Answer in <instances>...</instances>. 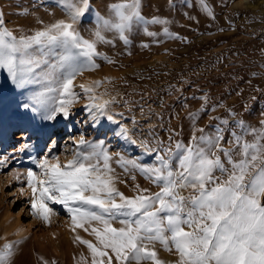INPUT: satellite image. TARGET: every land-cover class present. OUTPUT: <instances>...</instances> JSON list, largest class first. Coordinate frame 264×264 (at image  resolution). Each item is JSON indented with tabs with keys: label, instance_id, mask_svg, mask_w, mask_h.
<instances>
[{
	"label": "rangeland",
	"instance_id": "rangeland-1",
	"mask_svg": "<svg viewBox=\"0 0 264 264\" xmlns=\"http://www.w3.org/2000/svg\"><path fill=\"white\" fill-rule=\"evenodd\" d=\"M115 2L118 0H90V11L77 25L85 39H94L95 13L107 16L106 6ZM203 5L201 0H141V15L146 21L158 18L168 23L134 26L128 33V45L114 32H105V39L111 43H97L100 55L94 61L98 67L75 77L78 99L68 119L58 114L53 121L43 120L42 110L36 111L37 105L30 100L42 86L15 84L0 68V249L12 245L9 264H92V252L77 237L100 247L91 229H102L103 225L93 221L83 228L75 226L62 204L47 202L52 209L47 221L38 213L34 215L27 176L29 170L37 178L41 175L34 160L56 155L63 165L76 152L91 151L88 143L103 141L111 157L114 186L125 196L134 197L139 192L135 185L147 189L145 194L160 189L130 165L125 171L120 157L151 165L169 145L172 151L176 142L188 145L193 134L201 135L199 129L211 135L217 126L226 127L222 147L228 148L231 132H240L237 121L257 129L262 126L264 0H203ZM0 12L4 27L17 38L66 19L59 0H0ZM165 27L172 37L164 34ZM145 28L155 37L148 36ZM80 85L92 91L86 94ZM89 97L99 105L107 102L103 116L93 119L96 110H89L93 103ZM108 115L114 120L109 121ZM71 118L75 125L66 133L64 125ZM224 119L228 125H219ZM121 128L127 130V140L117 135ZM20 131L29 134L30 147L23 148L24 140L18 139ZM245 138L253 139L251 135ZM81 139L87 143L81 145ZM145 143L153 151L149 152ZM35 196L39 198V191ZM112 226L121 227L116 222ZM149 247H154L161 264H177L175 249L166 251L159 243Z\"/></svg>",
	"mask_w": 264,
	"mask_h": 264
},
{
	"label": "snow or ice",
	"instance_id": "snow-or-ice-1",
	"mask_svg": "<svg viewBox=\"0 0 264 264\" xmlns=\"http://www.w3.org/2000/svg\"><path fill=\"white\" fill-rule=\"evenodd\" d=\"M59 4L66 19L19 38L4 27L0 12V68L15 84L42 86L30 100L37 105L36 111L42 110L45 121L55 120L58 114L69 118L70 108L78 99L75 77L98 67L94 61L100 55L97 43H111L105 39V32H114L128 45V33L134 26L168 23L158 18L146 21L141 15V0H118L106 6L107 16L95 13L94 39L88 40L77 25L90 11V0H59ZM203 6L211 15L207 5ZM145 32L156 35L146 28ZM164 34L172 37L167 27ZM103 59L112 63L108 57ZM80 88L86 94L92 91L84 85ZM89 99L93 100L89 110H96L93 119L103 116L107 102L99 105L93 97ZM107 119L114 120L111 115ZM219 125L227 126L228 120H219ZM261 125L257 129L237 121L240 132H231L228 148L222 147L226 127L217 126L211 135L199 129L201 135L193 134L188 145L176 142L175 151L169 145L163 155L156 156L155 164L141 165L120 157L125 171L130 165L160 189L145 194L147 189L135 185L139 192L134 197L125 196L114 186L111 157L103 141L88 143L91 151H78L63 165L59 156L46 155L33 161L41 169L39 178L31 170L27 173L34 215L38 213L47 221L52 212L47 203L50 201L62 204L77 227L93 221L102 224V229H91L99 248L77 237L92 252V264H113V256L116 264H161L154 247H149L156 243L169 252L175 249L177 264H264V121ZM117 135L128 139L126 129L121 128ZM249 135L251 141L245 138ZM22 143L23 148L30 147L26 136ZM85 143L81 139L80 144ZM144 147L147 149L146 143ZM183 191L189 194L182 195ZM113 222L121 227H113ZM12 254V245L5 244L0 249V264H9Z\"/></svg>",
	"mask_w": 264,
	"mask_h": 264
},
{
	"label": "bare ground",
	"instance_id": "bare-ground-1",
	"mask_svg": "<svg viewBox=\"0 0 264 264\" xmlns=\"http://www.w3.org/2000/svg\"><path fill=\"white\" fill-rule=\"evenodd\" d=\"M75 125V121L73 118L69 119L65 125H64V130L66 133H69L72 130V127ZM25 136L28 138L29 134L25 133L24 131L19 132V137L18 139L25 140ZM17 139V138H16ZM53 144L55 146L56 142H53L51 146L53 147ZM51 149V148H50Z\"/></svg>",
	"mask_w": 264,
	"mask_h": 264
}]
</instances>
